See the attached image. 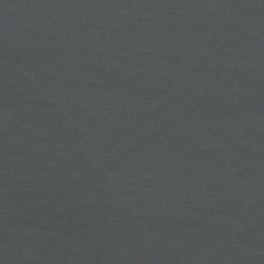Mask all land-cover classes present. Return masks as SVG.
Here are the masks:
<instances>
[{"label":"water","instance_id":"obj_1","mask_svg":"<svg viewBox=\"0 0 264 264\" xmlns=\"http://www.w3.org/2000/svg\"><path fill=\"white\" fill-rule=\"evenodd\" d=\"M0 264H264V0H0Z\"/></svg>","mask_w":264,"mask_h":264}]
</instances>
